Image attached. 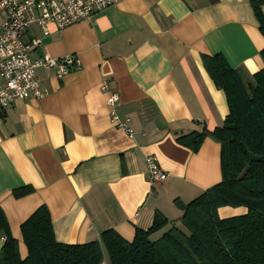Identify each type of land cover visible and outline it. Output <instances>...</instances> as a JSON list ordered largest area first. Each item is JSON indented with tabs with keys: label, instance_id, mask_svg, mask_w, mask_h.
I'll list each match as a JSON object with an SVG mask.
<instances>
[{
	"label": "crops",
	"instance_id": "obj_1",
	"mask_svg": "<svg viewBox=\"0 0 264 264\" xmlns=\"http://www.w3.org/2000/svg\"><path fill=\"white\" fill-rule=\"evenodd\" d=\"M49 29L26 31L25 42L43 43L32 57L74 55L80 68L63 78L37 69L48 94L0 110V207L21 257L28 253L21 226L42 205L62 243L99 240L110 229L132 241L161 213L169 224L152 235L159 238L183 214L177 201L188 203L222 179L217 141L208 136L195 152L178 138L213 131L229 114L204 55H222L247 79L264 69L251 0H121L89 20ZM112 93L132 136L111 121ZM149 156L168 173L154 186ZM246 212L219 209L221 218ZM3 245L0 236V253Z\"/></svg>",
	"mask_w": 264,
	"mask_h": 264
},
{
	"label": "trees",
	"instance_id": "obj_2",
	"mask_svg": "<svg viewBox=\"0 0 264 264\" xmlns=\"http://www.w3.org/2000/svg\"><path fill=\"white\" fill-rule=\"evenodd\" d=\"M251 3L264 35V0ZM261 56L264 61V49ZM203 61L226 94L229 114L223 126L204 127L178 140L195 152L206 137L217 141L221 181L188 203L177 201L181 218L155 240L152 235L169 224L161 213L149 229L137 228L132 241L110 229L99 240L62 243L42 205L21 226L25 258L0 207V264H102L106 255L109 264H264V162L250 157L264 156V69L247 79L222 55H204ZM222 207H246L247 212L221 218Z\"/></svg>",
	"mask_w": 264,
	"mask_h": 264
},
{
	"label": "built area",
	"instance_id": "obj_3",
	"mask_svg": "<svg viewBox=\"0 0 264 264\" xmlns=\"http://www.w3.org/2000/svg\"><path fill=\"white\" fill-rule=\"evenodd\" d=\"M121 0H0V110L11 107L17 100L26 98L41 99L48 91L37 77V69L53 71L58 78H63L70 71L79 69L80 60L74 55L55 57L45 53L34 59L32 51L41 48V39L25 42L24 35L29 27L37 24L44 35L50 33L53 23L59 30L89 20L96 13L107 9ZM106 82L103 87L106 88ZM119 101L112 93L108 99L110 118L117 127L123 128L129 136L133 129L130 119L119 118L115 107ZM148 179L158 185L166 180V173L155 157L146 159Z\"/></svg>",
	"mask_w": 264,
	"mask_h": 264
},
{
	"label": "water",
	"instance_id": "obj_4",
	"mask_svg": "<svg viewBox=\"0 0 264 264\" xmlns=\"http://www.w3.org/2000/svg\"><path fill=\"white\" fill-rule=\"evenodd\" d=\"M250 157H251L252 160L264 162V156H256L254 154H250Z\"/></svg>",
	"mask_w": 264,
	"mask_h": 264
}]
</instances>
